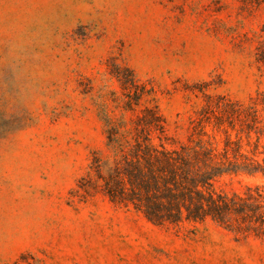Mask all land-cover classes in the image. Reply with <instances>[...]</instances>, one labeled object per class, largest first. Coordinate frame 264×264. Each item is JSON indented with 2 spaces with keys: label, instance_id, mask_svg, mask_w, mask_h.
<instances>
[{
  "label": "rangeland",
  "instance_id": "obj_1",
  "mask_svg": "<svg viewBox=\"0 0 264 264\" xmlns=\"http://www.w3.org/2000/svg\"><path fill=\"white\" fill-rule=\"evenodd\" d=\"M263 48L264 0H0V264H264V239L155 225L87 179L143 107L124 108L117 72L151 89L178 143L200 90L254 99L264 128ZM248 184L264 178L214 182Z\"/></svg>",
  "mask_w": 264,
  "mask_h": 264
},
{
  "label": "trees",
  "instance_id": "obj_2",
  "mask_svg": "<svg viewBox=\"0 0 264 264\" xmlns=\"http://www.w3.org/2000/svg\"><path fill=\"white\" fill-rule=\"evenodd\" d=\"M257 59L264 67V48ZM116 77L124 108L143 107L127 132L108 129L111 154L104 159L93 154L90 184L110 202L131 206L155 225L210 219L236 234L264 239V184L230 193L214 186L223 175L264 178V128L257 102L200 90L204 102L190 119L186 140L177 143L167 136L157 105L149 104L151 89L129 70Z\"/></svg>",
  "mask_w": 264,
  "mask_h": 264
}]
</instances>
